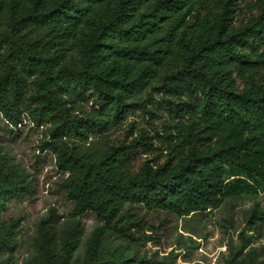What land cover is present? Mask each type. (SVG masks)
Segmentation results:
<instances>
[{
  "label": "trees",
  "instance_id": "obj_1",
  "mask_svg": "<svg viewBox=\"0 0 264 264\" xmlns=\"http://www.w3.org/2000/svg\"><path fill=\"white\" fill-rule=\"evenodd\" d=\"M137 110L162 132L94 147ZM0 120L44 129L73 216L102 224L83 259L77 222L41 226L29 264H141L105 244L138 240L126 206L183 218L264 192V0H0ZM32 193L0 157V264L18 229L1 215Z\"/></svg>",
  "mask_w": 264,
  "mask_h": 264
},
{
  "label": "rangeland",
  "instance_id": "obj_2",
  "mask_svg": "<svg viewBox=\"0 0 264 264\" xmlns=\"http://www.w3.org/2000/svg\"><path fill=\"white\" fill-rule=\"evenodd\" d=\"M90 100L86 110L97 107ZM147 117L137 110L122 125H116L94 147L106 143L130 141L139 130H148ZM154 129L162 132L160 121L153 120ZM0 120V157L8 168L19 169L28 176L33 189L25 200H13L1 215L18 222L16 243L11 252L1 256L13 264H29L37 252L39 228L51 227L57 241L62 232L79 225V242L73 257L83 259L91 235L102 224L92 213L73 216V205L66 198L61 183L65 178L57 170L53 155L40 146L44 129L30 120L10 133ZM126 218L139 222L130 231L136 242L106 233L107 249L123 247L134 261L141 264H245L264 259V192L257 196L231 198L219 207L204 213L179 218L160 210H147L142 205L126 206ZM256 212L258 219H251Z\"/></svg>",
  "mask_w": 264,
  "mask_h": 264
}]
</instances>
